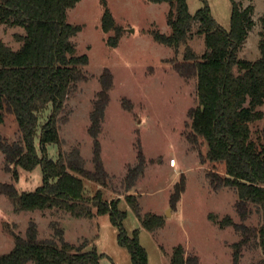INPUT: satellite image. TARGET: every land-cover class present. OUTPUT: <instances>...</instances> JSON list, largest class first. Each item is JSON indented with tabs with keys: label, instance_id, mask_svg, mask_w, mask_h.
Instances as JSON below:
<instances>
[{
	"label": "rangeland",
	"instance_id": "obj_1",
	"mask_svg": "<svg viewBox=\"0 0 264 264\" xmlns=\"http://www.w3.org/2000/svg\"><path fill=\"white\" fill-rule=\"evenodd\" d=\"M105 0H80L68 11V20L81 24L72 38L79 53L89 55L83 67L84 78L72 87L59 114L61 142L49 143L48 154L60 156L68 165L82 166L84 195L102 190L103 198H120L119 207L126 211L124 226L129 235L138 229L141 244L149 254V264H171L175 247L182 244L188 264H234L235 242L241 244L238 264H264V250L258 230L263 221L260 207L252 202L239 205L236 187L226 185L224 161L207 158V142L193 134L191 110L199 105L197 75L182 73L188 62L187 45L179 48L158 42L153 30L170 33V5L149 0H106L123 35L117 46L105 32L102 16ZM212 14L226 29L231 26V0H208ZM255 4L248 37L239 51L241 58L256 59L259 48L264 0H240ZM190 11L204 5V0H188ZM195 29H197L195 27ZM194 29V32H195ZM22 26L0 24V37L18 48L17 33ZM201 55L206 50L204 35L194 33L188 43ZM113 74L109 100L101 115L96 136L91 132L97 106L104 89L102 74ZM264 111V104L260 106ZM53 106L40 112V126L49 118ZM253 136L264 137V117L252 123ZM38 133L40 134V127ZM96 138L100 141L101 160L96 157ZM22 141L19 123L9 107L0 122V145ZM39 144V137L37 138ZM145 157L142 173L132 184L130 169ZM177 162L171 164V158ZM0 149V187L14 184L19 190H34L43 181L41 165L33 170L19 169ZM186 181L177 203L172 202L176 183ZM135 194L139 207L127 199ZM155 212L164 216L165 224L153 231L144 227L140 214ZM245 213V214H244ZM231 218V222H229ZM39 240H68L87 248L96 246L103 253L101 264H133L129 249L118 240L119 228L109 213L94 217H76L62 208L17 210L5 192H0V253L15 245V234L26 237L31 225ZM26 264H34L29 261Z\"/></svg>",
	"mask_w": 264,
	"mask_h": 264
},
{
	"label": "trees",
	"instance_id": "obj_2",
	"mask_svg": "<svg viewBox=\"0 0 264 264\" xmlns=\"http://www.w3.org/2000/svg\"><path fill=\"white\" fill-rule=\"evenodd\" d=\"M80 0H0V24L22 26L17 33L18 48L0 37V122L9 107L22 131V141L1 144L7 161L13 164V174L19 179V169L42 167L43 181L34 190H19L14 184H4L5 192L17 210L62 208L76 217H94L109 213L118 226L119 243L126 246L133 264H149L147 249L141 244L139 230L129 235L124 218L126 211L119 207L120 198L107 200L102 190L93 196L84 195V177L89 175L82 166L68 165L60 156L54 159L47 152L49 143H60L59 114L74 84L84 78L83 67L89 63L87 53H79L73 37L81 24L68 20V11ZM170 5L168 22L170 33L153 30L154 38L169 46L187 45L182 73L197 75L199 105L191 110L193 134L208 144L206 156L213 161H224L226 185L236 187L239 205L257 204L263 216L258 234L264 250V137L253 136L252 123L264 117V15L261 16L259 48L256 59L241 58L239 51L255 23V4L244 6L240 0H231L230 29L224 28L213 16L208 0L196 12H191L188 0H149ZM102 27L114 30L108 43L117 46L123 35L122 26L104 1ZM195 27L197 29H195ZM195 29V32H194ZM194 33L204 35L206 50L198 55L188 44ZM104 89L97 106L91 132L97 137L101 115L109 100L113 74L106 69L102 74ZM49 105L53 110L40 126V112ZM40 127V134L38 133ZM39 137V144L37 138ZM96 157L101 160L100 141L96 138ZM130 169L133 184L142 173L145 157ZM186 181L176 183L172 202L177 203L185 190ZM130 204L138 208L135 194H128ZM245 214V213H244ZM144 227L153 231L165 224L164 216L155 212L140 214ZM231 222V218H229ZM14 247L0 253V264H101L103 253L97 247L76 245L68 240H39L37 228L31 225L26 237L15 234ZM243 242H235L234 264H238ZM182 244L175 247L171 264H188Z\"/></svg>",
	"mask_w": 264,
	"mask_h": 264
},
{
	"label": "built area",
	"instance_id": "obj_3",
	"mask_svg": "<svg viewBox=\"0 0 264 264\" xmlns=\"http://www.w3.org/2000/svg\"><path fill=\"white\" fill-rule=\"evenodd\" d=\"M176 162H177V160H176V158H175V157L171 158V164H172V165H175V164H176Z\"/></svg>",
	"mask_w": 264,
	"mask_h": 264
},
{
	"label": "crops",
	"instance_id": "obj_4",
	"mask_svg": "<svg viewBox=\"0 0 264 264\" xmlns=\"http://www.w3.org/2000/svg\"><path fill=\"white\" fill-rule=\"evenodd\" d=\"M177 160V159H176Z\"/></svg>",
	"mask_w": 264,
	"mask_h": 264
}]
</instances>
